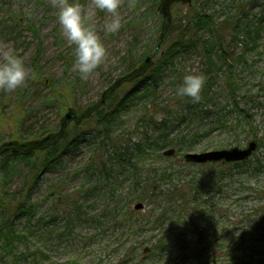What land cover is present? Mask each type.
<instances>
[{"label": "rangeland", "instance_id": "rangeland-1", "mask_svg": "<svg viewBox=\"0 0 264 264\" xmlns=\"http://www.w3.org/2000/svg\"><path fill=\"white\" fill-rule=\"evenodd\" d=\"M177 1L170 2L169 10L171 24L181 29L177 26L175 12L182 5ZM244 1L255 4L249 11L256 14L254 19H257L259 11L264 10V0H237L236 7L233 0H214L208 2V12L215 15L214 19L224 20L226 15L245 8ZM78 2L87 12L95 13L92 22L104 42L107 56L87 79L76 84L74 46L66 40L50 0H0V45L22 57L28 72L23 87L14 92L0 90L1 130L8 131L10 112L18 104L27 110L25 117L29 122L58 126L67 110L82 111L99 100L102 91L122 76L130 60L140 66L142 53L155 47L159 40L163 17L151 8L149 0H121L122 27L110 35L103 32V25L110 16L95 10L91 0ZM177 32L166 38L163 48L153 50L156 55L177 38ZM245 40L250 38L244 37L241 44L227 41L229 61L234 63V78L241 88L239 94L252 90L263 100L264 27L256 44L246 47ZM38 51L42 64L38 78L50 81V88L34 81L37 79L30 81L34 72L31 63ZM241 53L247 62L238 59ZM176 63L177 67L163 69L155 92L142 98L131 97L117 113L110 115L108 131L97 128L96 111L77 123V127L74 120L70 121L65 129L70 140L81 131L84 134L70 143L69 136L55 143L58 151L54 156L57 157L41 168L35 185L30 186L33 177L20 167L11 190L28 186L22 196H29L26 200L34 206L30 212L12 219L16 234L11 246L5 247L0 237V264H131L139 260L142 264H206V261L227 264L232 253L247 256L252 247L264 248L263 149L258 152L260 164L254 161L233 167V162L206 165L185 159L187 152L245 147L254 132L264 137V119L259 123L256 120L264 110L255 111L252 124L241 119L235 127L227 129H211L213 119L204 113L183 120L182 114L187 112L191 116L190 111L195 106L206 110V104L207 107L228 105L231 95L223 80L227 69L224 65L219 70L218 60L219 78L209 91L210 99L187 104V98L177 91L184 76L202 74L207 77L211 67L198 49L179 53ZM51 85L56 86L59 96H54ZM72 86L73 90H66ZM131 87V81L116 87L118 99ZM151 117L167 121L164 133L144 120ZM164 140L167 143L163 151L174 148V154L160 151L159 145ZM117 141L122 142L118 149L122 159L114 153ZM135 143L140 146L130 155L125 146L132 152ZM97 160H103L105 165L99 167ZM165 171L167 174L162 176ZM149 181L163 190L186 181L187 192L195 189L189 201L191 209L182 211L181 202L169 212H160L159 202L148 204L140 200L143 187ZM138 202L144 203L142 209L135 208ZM206 225L217 241L208 250L206 238L201 239L194 249L189 242L198 236L205 237ZM154 244L159 247L152 249Z\"/></svg>", "mask_w": 264, "mask_h": 264}, {"label": "trees", "instance_id": "trees-1", "mask_svg": "<svg viewBox=\"0 0 264 264\" xmlns=\"http://www.w3.org/2000/svg\"><path fill=\"white\" fill-rule=\"evenodd\" d=\"M151 3V8L155 9V12L158 11V6L161 0H149ZM214 0H178L176 3L179 4L180 7L175 13L178 17L177 26H181V29L176 28L175 25H170L167 34L165 35L163 42L158 47V43L160 41L157 40V43L154 44L155 47H149L145 50L141 55V60L154 53V49L156 47L163 48V44L167 37H169L172 32H177V38L174 39L170 44L166 46L163 50L161 49L160 53L154 56L152 65L148 68L145 74L132 80V87L125 91L123 98L118 99V92L112 90L107 95V100L104 106L100 107L96 110V115L98 116L97 120V128L101 131H108L111 125L110 115L117 113L126 101H129L131 97L142 98L147 96L149 93L155 92L159 85V80L163 74V69L169 68V66H176V59L179 56V53L189 52L191 49L194 51L200 50L205 58L208 60V65L211 67L208 76L205 77V84L201 92V99H206L207 101L210 99L211 95H209V91L213 87L217 78H219L218 73V60H220L219 70H221L222 66L225 65L226 73H224L223 80L226 82V88L230 92L231 102L226 106H215V107H207L206 110H203L201 106L199 109L197 106H193L195 109L190 111V115H187V112L183 117V120L188 118H193V115L200 116L201 113H204L206 117H211L213 119V124L211 129L216 127L220 128H230L231 126H236L238 120L243 119L248 124H252L254 121L255 111L258 109L264 110V99L261 100L259 97V93L256 91L250 90L249 92H244L239 94V90L241 89L239 83L234 78L235 74L233 73L234 63L229 61L228 50L226 45H229L227 41L233 42L237 41V43L241 44L242 39L245 37L246 39L243 41L246 47L250 45L256 44L259 34L261 33L264 27V10H260L258 14V18L254 19V16L250 13V9L255 6L249 5L246 1H244L245 8H240L234 14L226 15L224 20L218 21V18L214 19L215 15L208 12V2H213ZM237 0H233L234 7H236ZM176 4V5H177ZM238 5V4H237ZM175 6V5H174ZM207 7V8H206ZM183 9V10H182ZM236 33V34H235ZM226 42V43H225ZM199 45H202L203 48L199 49ZM244 53L239 55L238 59H241L242 62H247ZM181 56V55H180ZM137 64L133 60H130L121 75L126 74L135 68H137ZM41 53L40 51L36 52L33 56V60L31 63L33 69V75L30 81L34 80L35 82H43L50 88V81H46V79L38 78V74L42 69L41 66ZM217 69V70H216ZM206 75V74H205ZM79 75L75 77V83L78 84ZM52 92L56 97L58 95V91L55 90L56 86L51 85ZM73 90V86L67 88V91ZM59 96V95H58ZM187 104L192 103L189 97H186ZM217 105V104H214ZM78 113V109H75ZM27 110H24L21 105H17V108L11 110V121L8 125V131H4L0 129V144L8 141H16L19 143L30 142L38 140L51 132H56L59 129V126L52 127L46 124H37V122H29V118L25 117V113ZM193 111V113H192ZM200 113V114H199ZM14 117V119H12ZM6 118V116H5ZM4 118V119H5ZM88 118V117H86ZM84 118V120H86ZM145 121H150L151 126L164 133L166 125V120L158 119L151 117L144 119ZM77 123L75 122V127ZM80 126V125H79ZM9 132V133H7ZM84 134L83 131L80 134H77L75 138L70 140V135L67 134V131L64 132L63 137L67 141L73 142L78 139V137ZM164 137V136H163ZM252 139H257L259 142V147L257 151L253 153L251 157L246 160L233 162L232 166H241L245 164H250L256 161V163H261V158L259 157L260 149L264 151V137L260 136L258 132H254L252 134ZM8 139L7 141L5 139ZM121 143L117 141V148L114 150V153L117 157L122 159L121 152L118 149H121ZM166 141L164 140L161 145H159V149L162 152L164 150V146L166 145ZM120 144V145H119ZM140 144L135 143L132 146V152L129 151L130 147L125 146L127 152L130 155H133L134 151H137ZM116 147V146H115ZM58 151L57 144L51 145L47 148H40L29 151H18L12 152L11 150H4L0 156V237L4 240V246H11L12 242L15 240V230L12 228L13 223L11 222L13 218L17 216L28 213L33 208V204L28 203L26 199H29V196L23 197L22 194L27 190L28 186L22 187L20 190H11L14 177L18 174L20 167L27 170L29 175L33 177L32 185H35L37 182V175L42 167H45L50 164V162L55 159L57 156H54ZM164 152V151H163ZM118 154V155H117ZM97 165L104 166L105 162L103 160H97ZM213 165V164H206ZM224 166V165H223ZM165 171L162 176L166 175ZM161 175V174H160ZM158 176L161 178V176ZM156 176V175H155ZM170 177V176H169ZM158 178V179H160ZM157 179V178H155ZM28 185V184H26ZM137 184H134L136 188ZM187 182H183V184L175 185L172 188H167V190H163L157 184L155 185L151 181L145 184L143 187V192L140 194L139 199L149 202H159L161 208L160 212H169L170 209L176 208L178 204L182 202L183 209H191L189 205V201L191 198V194L193 189L189 192L186 191ZM29 190V189H28ZM31 191V190H29ZM158 205V206H159ZM76 209H79L77 203H74ZM156 208V206H155ZM189 211V210H187ZM147 213V212H146ZM151 216H154L152 214ZM264 217V216H263ZM261 220H264L261 218ZM158 222V221H155ZM12 223V224H11ZM193 223V221H192ZM211 223V222H208ZM214 224H212L213 226ZM211 228L206 225V236H198L195 241L190 240V244L194 245V249L198 245V242L201 239L206 238V249H210L211 246L217 241V238L213 233H211ZM197 236H195L196 238ZM260 246V247H259ZM256 248L252 247L249 255H236L230 254L229 259L227 260V264H264V256L263 246L259 245ZM159 247V244H154L152 249H156ZM259 254H256V253ZM127 259V258H125ZM249 259V260H248ZM217 260V259H216ZM255 260V261H253ZM216 262V261H215ZM213 264H216V263ZM125 264H129L126 262ZM131 264H142L141 260ZM206 264H210V262L206 261Z\"/></svg>", "mask_w": 264, "mask_h": 264}, {"label": "clouds", "instance_id": "clouds-1", "mask_svg": "<svg viewBox=\"0 0 264 264\" xmlns=\"http://www.w3.org/2000/svg\"><path fill=\"white\" fill-rule=\"evenodd\" d=\"M56 9L57 22L71 46H74L75 60L73 68L80 79L87 77L105 61L107 49L101 40L97 27L92 22L95 13L87 12L78 0H50ZM95 10L107 13L110 19L103 25L105 35L115 34L122 27L119 13L121 0H91ZM28 72L22 57L5 45H0V90L14 92L24 86ZM206 80L202 74H187L178 88V95L189 97L193 103H199ZM264 114L256 117L257 123Z\"/></svg>", "mask_w": 264, "mask_h": 264}, {"label": "water", "instance_id": "water-1", "mask_svg": "<svg viewBox=\"0 0 264 264\" xmlns=\"http://www.w3.org/2000/svg\"><path fill=\"white\" fill-rule=\"evenodd\" d=\"M171 1L172 0H161L158 6V10L163 17L162 25H161L160 41L158 43V47L161 45L165 37V34L171 25L172 16L169 10V4ZM156 53L157 52H154V54L147 55L140 64V66L115 79L102 91L99 100L88 105L80 113H78L75 109L67 110L62 118V122L59 126V129L53 135L48 134L38 140H35L32 143L29 142L19 143L16 141L3 142L2 144H0V156L4 150H11L12 152L29 151L40 148H46L57 143L58 140H60L63 137L65 129L70 123V121L74 120L76 123H81L84 120V118L88 117L90 114H92L94 111H96L106 103L107 95L109 92L114 90L121 83L125 81L135 80L136 78L145 74L148 68L152 65L153 58L156 55ZM258 147H259L258 140L252 139L247 143L245 147L236 145L230 148L213 149L203 152H187L185 154V159L189 162L201 163V164L209 163V162L232 163V162L248 159L253 155L255 151H257ZM174 152H175L174 148H169L164 151V154L172 155L174 154ZM143 207H144V203L142 202H138L137 204H135L136 209H142ZM148 249L149 248L146 247L145 251L147 252Z\"/></svg>", "mask_w": 264, "mask_h": 264}]
</instances>
